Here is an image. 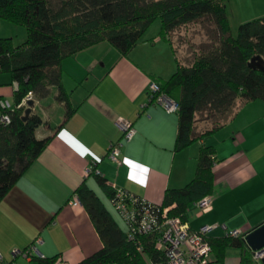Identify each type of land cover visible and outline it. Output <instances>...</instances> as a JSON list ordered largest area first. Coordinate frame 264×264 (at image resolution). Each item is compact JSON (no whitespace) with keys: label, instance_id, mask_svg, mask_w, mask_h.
<instances>
[{"label":"crops","instance_id":"crops-1","mask_svg":"<svg viewBox=\"0 0 264 264\" xmlns=\"http://www.w3.org/2000/svg\"><path fill=\"white\" fill-rule=\"evenodd\" d=\"M158 33L142 36L127 56L101 41L64 58L62 83L71 95V115L55 99V87L48 97L32 94L21 102L32 101L31 110L43 120L36 137L50 140L0 200V255L7 264H39L40 258L53 257L55 264H77L101 248L85 207L81 201L71 203L82 183L104 203L99 190L111 202L96 173L86 172L94 162L108 185L160 204L166 189L182 187L194 177L200 147L213 146L212 207L200 212L191 203L186 213L190 227L217 224L209 232V238H217L234 229L245 234L264 223V101L238 103L211 136L175 150L177 113L144 105L149 83L171 77L180 62L174 44ZM16 89L11 75L0 71V99L15 107ZM121 116L134 123L136 133L123 144L118 165L107 152L121 138L115 124ZM32 244L38 255L14 254ZM244 244L228 245L222 260L212 251L208 264H264Z\"/></svg>","mask_w":264,"mask_h":264},{"label":"trees","instance_id":"trees-1","mask_svg":"<svg viewBox=\"0 0 264 264\" xmlns=\"http://www.w3.org/2000/svg\"><path fill=\"white\" fill-rule=\"evenodd\" d=\"M227 1L0 0V18L27 29V39L19 45H13L10 37H0V71L8 72L17 84L15 107L8 110L10 121L0 122V200L50 140L48 136L36 137L43 120L32 110L25 115L32 102L20 105L23 99L29 92L35 99L48 97L55 87V99L71 115V95L62 83L63 59L101 41H108L127 56L156 17L161 21L158 35L167 41L171 31L204 16L217 30L215 43L204 48L191 64L177 62L171 77L157 78L161 90L179 105L175 150L211 136L238 103L264 101V15L242 22L234 36ZM260 60L262 67L257 65ZM5 111L0 105V113ZM200 113L212 119V126L197 131ZM214 154L213 146H201L194 177L182 187L166 189L162 202L155 206L187 220L189 205L213 192ZM95 177L105 195L113 198L115 187L99 174ZM75 192L102 241L101 248L77 264H166L152 239L144 237L143 250L136 249L126 230L86 183ZM210 243L217 260H222L228 245L245 246L242 235L210 238ZM39 264H55V258H40Z\"/></svg>","mask_w":264,"mask_h":264},{"label":"built area","instance_id":"built-area-1","mask_svg":"<svg viewBox=\"0 0 264 264\" xmlns=\"http://www.w3.org/2000/svg\"><path fill=\"white\" fill-rule=\"evenodd\" d=\"M17 85V84H16ZM32 93L29 92L27 97L30 98ZM147 103L158 104L163 107L168 113L177 112L179 105L175 99L165 94L160 84L152 80L148 85ZM0 105L5 112L0 113V122L7 124L10 121L8 110L12 108L7 100H0ZM21 105V104H20ZM115 124L121 131V138L110 144L107 152V157L120 165L121 148L125 142L133 139L136 133L134 123L124 117H118ZM95 162L87 168V173L95 172ZM116 189V188H115ZM111 203L120 213L122 219L126 223L127 238L134 241L138 251L143 250L142 239L148 237L153 240L154 246L159 250L166 264H208L212 247L209 238L211 229L217 226L202 225L198 229H192L187 220H184L179 215H168V208L160 210L155 204L146 201L143 198L135 196L133 193L124 190L116 189L115 196L110 199ZM71 203L76 205L80 200L75 194ZM194 204L199 208L200 212L208 211L212 207V198L210 195L204 196ZM160 210V211H159ZM227 236H241L244 234L239 229H234L226 232ZM39 242V239H37ZM14 254H21L24 257H29L32 254H39L35 244L30 245L24 250H15ZM252 257L255 260L264 259V247L252 250ZM0 264H7L2 260L0 255ZM65 264V263H64Z\"/></svg>","mask_w":264,"mask_h":264},{"label":"rangeland","instance_id":"rangeland-1","mask_svg":"<svg viewBox=\"0 0 264 264\" xmlns=\"http://www.w3.org/2000/svg\"><path fill=\"white\" fill-rule=\"evenodd\" d=\"M226 11L232 34L236 36L238 27L242 22L264 15V0H228L226 3ZM160 26V18L156 17L146 29L143 36L146 37L154 32H158ZM216 34L217 30L215 24L209 17L204 16L171 31L169 33V40L174 44L180 62L189 65L204 48L215 43ZM0 37H10L13 45H19L26 41L27 29L22 24H15L0 18ZM166 66H169V63H167ZM233 113L234 110L232 114L226 119H222L221 122L229 119ZM205 117V113H200L196 116V127L199 131L212 126V119H206ZM99 195L105 201L106 206L111 211L120 227L125 231L126 223L122 219L120 213L114 205L105 198L100 190Z\"/></svg>","mask_w":264,"mask_h":264},{"label":"water","instance_id":"water-1","mask_svg":"<svg viewBox=\"0 0 264 264\" xmlns=\"http://www.w3.org/2000/svg\"><path fill=\"white\" fill-rule=\"evenodd\" d=\"M257 65L262 67L263 62L260 60ZM29 102H32L29 100ZM31 108L26 109L25 115L30 112ZM243 240L251 250H257L264 247V223L255 226L253 229L244 234Z\"/></svg>","mask_w":264,"mask_h":264}]
</instances>
